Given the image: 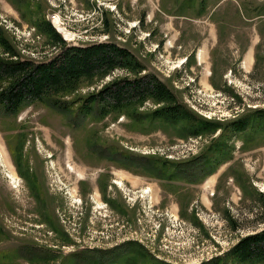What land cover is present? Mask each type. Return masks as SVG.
<instances>
[{"label":"rangeland","instance_id":"obj_1","mask_svg":"<svg viewBox=\"0 0 264 264\" xmlns=\"http://www.w3.org/2000/svg\"><path fill=\"white\" fill-rule=\"evenodd\" d=\"M184 1L29 0V8L68 44L112 40L125 46L144 65L142 74H156L198 115L223 125L180 136L172 125H129L125 113H112L87 130H75L56 110L25 106L13 130L25 138L19 160L11 157L8 131L0 129V251L8 255L28 243L56 257L32 262L14 257L12 264H59L73 251L134 240L155 262L210 264L239 238L264 227V131L245 143L224 126L248 109L264 108V0H206L201 15L198 2L179 11ZM31 23L10 0H0V29L23 58H48L56 50ZM256 39V60L244 68L247 47ZM126 74L133 76L116 70L81 86L80 93ZM159 105L146 101L137 110ZM12 120L0 118V128L15 125ZM10 140L14 149L17 142ZM222 140L229 148L226 159L182 170L200 174L194 178L149 174L153 165L172 170L178 161L196 160ZM94 143L144 156L138 173L99 157L89 146Z\"/></svg>","mask_w":264,"mask_h":264},{"label":"trees","instance_id":"obj_2","mask_svg":"<svg viewBox=\"0 0 264 264\" xmlns=\"http://www.w3.org/2000/svg\"><path fill=\"white\" fill-rule=\"evenodd\" d=\"M10 2L19 11L23 20L31 23L30 14L31 17L36 16L32 21L34 27L48 38V42L56 51L42 60L23 58L16 47V42H12L0 29L1 119H13L15 124L17 115L25 106L40 103L49 110H56L55 112L62 116L65 123L75 130H87L89 124H95L112 113H125L131 122L129 125L137 123L142 126L161 128L172 125L178 129L180 136L187 134L198 136L223 125L221 122L198 115L180 101L176 93L156 74L151 72L142 74L141 72L145 70L144 65L125 46L112 40L90 41L78 45L68 44L49 20L29 8V0H10ZM194 2H198L194 6L199 9L197 15H201L205 10L206 0H185L180 4L179 11ZM116 70H125L133 76L129 77L127 74L116 76L104 82L99 88L87 91L85 94L80 93L81 86L92 85L95 83L94 80L104 79ZM146 101L160 105L147 111H138V107ZM247 111L224 125L230 134L234 136L240 134L245 143L249 139L261 136L264 131V108H253ZM16 126L12 124L0 128L8 131L7 135L5 134L8 139V148L15 161L21 156L25 139L21 131L13 132ZM10 138L17 142L14 149ZM221 142V144H214L210 151L196 160L178 161L175 169L167 170L166 165H164L165 168L153 165L150 169L152 173L149 174L169 180L191 176L194 178L198 174L195 171H190V175L194 174L191 176L182 174L183 171L206 163L216 166L222 162V159H226L228 144L226 140ZM89 146L94 147L91 150L99 157L135 173H138L137 164L141 166L142 163L138 159L144 157L136 159L135 155H127V151L116 149L113 145L103 149L98 146V143ZM146 170L149 171V169ZM46 216L48 224L55 230L56 223L49 214ZM196 222L199 221L196 219ZM2 233L0 228V234ZM129 243V245L124 243L112 249L83 248L64 255L59 264H136L141 256L145 257L144 264H167L153 261L137 241ZM4 252L0 251V264H12L11 259L14 257H21L29 262L47 261L56 257L53 250L33 247L28 243L20 245L8 255ZM220 262L224 264L263 263L264 227L239 238L223 256L215 257L210 264Z\"/></svg>","mask_w":264,"mask_h":264},{"label":"crops","instance_id":"obj_3","mask_svg":"<svg viewBox=\"0 0 264 264\" xmlns=\"http://www.w3.org/2000/svg\"><path fill=\"white\" fill-rule=\"evenodd\" d=\"M259 24V22L254 23L255 27ZM260 35V34H259ZM258 43V39H256L254 42L252 41V44L249 45L247 47V53L245 58L243 59V67H249L252 68L253 67V63L255 62V56H256V52H255V46Z\"/></svg>","mask_w":264,"mask_h":264},{"label":"bare ground","instance_id":"obj_4","mask_svg":"<svg viewBox=\"0 0 264 264\" xmlns=\"http://www.w3.org/2000/svg\"><path fill=\"white\" fill-rule=\"evenodd\" d=\"M54 23L57 25V24H59V21H58L57 19H55V20H54ZM58 28H59L61 31H63V33L65 34V36H66L67 38H70V37L72 36V34H71L70 32H68L66 29L62 28L61 26H59ZM183 62H185L184 59L179 63V65L182 64ZM179 67H180V66H179ZM145 194H147V192H145Z\"/></svg>","mask_w":264,"mask_h":264},{"label":"flooded vegetation","instance_id":"obj_5","mask_svg":"<svg viewBox=\"0 0 264 264\" xmlns=\"http://www.w3.org/2000/svg\"><path fill=\"white\" fill-rule=\"evenodd\" d=\"M124 243H125V241H124V242H121V243H115V244L112 245L109 249H112V248H115V247H120V246H122Z\"/></svg>","mask_w":264,"mask_h":264}]
</instances>
